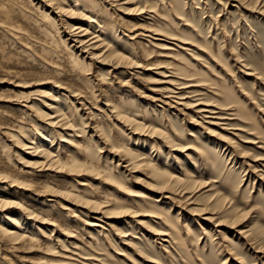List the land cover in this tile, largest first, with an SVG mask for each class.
Segmentation results:
<instances>
[{
  "label": "rangeland",
  "instance_id": "rangeland-1",
  "mask_svg": "<svg viewBox=\"0 0 264 264\" xmlns=\"http://www.w3.org/2000/svg\"><path fill=\"white\" fill-rule=\"evenodd\" d=\"M15 1L22 36L0 30V227L20 239L0 235V264H264L262 4L100 3L124 31L165 35L106 33L133 64L114 69L63 42L84 17L52 24Z\"/></svg>",
  "mask_w": 264,
  "mask_h": 264
},
{
  "label": "bare ground",
  "instance_id": "bare-ground-1",
  "mask_svg": "<svg viewBox=\"0 0 264 264\" xmlns=\"http://www.w3.org/2000/svg\"><path fill=\"white\" fill-rule=\"evenodd\" d=\"M1 1H4V0H0V4H1ZM10 1H11V3H10ZM10 1L8 0V3H10V5L6 2L9 6H4V7L2 6L3 8L2 9L0 8V30L6 32L7 35H9L10 37L16 38V37H18V34L20 32V31H18L20 27H19L18 23L16 24V21L13 22L14 16L18 12H22L24 16H26V15H25L24 11H22V9H24V8H22L23 5L21 7L20 6L17 7L16 6L17 3H16L15 0H10ZM31 1L34 2L35 0H30V2ZM233 1H236V2L238 1V2H241V3L242 2H246V0H233ZM120 2H122V3L120 4ZM129 2H130V0H71L66 5L67 7H63V6H61L62 0H38V2L36 4H34V5H37L38 9L40 8V13L44 16V18L46 20H48L52 24H55L56 22H60V24L63 23L64 22L63 17H66L68 19H73L75 17H84L85 20L88 21V27L85 26V24H83V23H77L76 25H70V26H68V24L66 25L67 28H69L68 32L66 33V38L63 41V42H65L66 47H68V49H72L73 55H77L76 54L77 51L80 52L79 55H83V54L91 55L90 60H94L95 58L99 59L100 57H105L103 60L105 62L109 63V65H112L113 62H116L115 64L112 65V67L114 69H117L118 67H120V65H123L121 63H124V65L127 64V65H131V66L133 64L131 62H129V59L127 57L115 53L109 45L107 46L104 43V39L102 37L105 36L106 33H108V35H111L114 38V40H116V39L119 40L120 39V33L125 35V31L128 30V29L130 30V31L128 30V32L132 33L130 36H128L129 37L128 39H133V40H135V39H137L139 37H143V35H144V37H152L153 35L165 36L164 34H162V32H158V30H155L153 28L145 27V26H141V25H135V24L132 25L130 23L129 24L127 23V25L125 24L126 30L124 31V29L122 28L124 26H120V25L117 26V24L115 26L110 21H107V19L103 16L104 12L108 13L107 12L109 10L108 6H111V8L116 7V9H118V7H121L122 4H128ZM100 3H102V4L107 3L108 6L106 5L105 8H102L103 9V11H102L99 8L100 7ZM252 3H253V0H252ZM255 3H256L257 6H258V4L259 5L262 4V7L260 6L261 7L260 8V10H261L260 13H263L264 12V0H255ZM2 4H3V2H2ZM243 4L245 5V3H243ZM95 11H97V12H95ZM84 12H89L90 15H86ZM51 14H56V17H54L52 19ZM147 14H148V12H147ZM57 18H59V19H57ZM84 18H82V19H84ZM121 28L123 29V31H122ZM57 29H58L57 33H60L59 32L60 28H57ZM143 32H147V33H143ZM20 36H22V33H21ZM18 38H20V37H18ZM158 40H161V39L158 38ZM123 41H124V44H125L124 46H126L127 45V41L124 40V39H123ZM1 48H2V45H1V42H0V52H1ZM102 50H103V52H101ZM87 57H89V56H87ZM101 59L102 58H100V60ZM2 71H5V68H4V65L2 66L1 61H0V72H2ZM168 93H171V92H168ZM174 93H176V92L173 91V95H174ZM73 95L76 96V94H73ZM173 97L177 98L179 101H174ZM14 98H15V96H14ZM161 98L164 100L163 103H165V105L169 104L170 102H174V103H176L178 105H183V103H181V101H180L182 98H180V97H178L176 95L175 96H171V95L170 96H163L162 95ZM75 99H77V101L79 100V98H75ZM2 102H3V100H2ZM27 105H23V106L28 108ZM106 105L110 106L109 103L106 104ZM201 105H203V104H201V103L197 104V106H198L197 107V113L200 114V116H202V118L209 117V116H206L205 113H212V114L214 113V112L211 111V109H209L207 107H203ZM50 107H51V105H50ZM50 109H55V108L51 107ZM112 109H114L113 111L116 112L115 110L117 109V107L113 106ZM57 115H59V114H57ZM57 115L56 116H50V118H49V119H51V122L49 123L50 126L59 125L58 124L59 121L56 122V121H54V119H52L54 117L57 118ZM59 116H63V115L61 114ZM59 116H58V118H59ZM63 120H64V118H63ZM28 142L33 144L34 141L30 140ZM117 153H120L121 155H123L125 157V159L127 158V156H130V152L126 148H122L121 150H118ZM57 159H54L52 161V163L56 162L55 160H57ZM122 159H124V158L122 157ZM127 161H130V160H127ZM145 166H148V165H145ZM158 174L162 175L164 177L167 176V173H165V172H158ZM171 178L172 177L170 176L169 179L165 181V187L168 188V187L171 186ZM2 179H6L5 181L9 180L7 176L3 177ZM12 182L17 183L18 180H14ZM76 196H78V195H76L75 193L71 194V197L79 199ZM84 202L87 205L91 204L88 201H84ZM1 203L4 204V207H6V205H8V203H5V201L0 200V204ZM93 208L95 210H99V209H101V206L99 204H97V205H94ZM9 220H11L15 224H17V222H18V221H14V219H11V218H9ZM0 235L3 236V237H8L10 239H14V240H19L20 239V236L17 234V232H11V231H9L7 229H4L2 227H0Z\"/></svg>",
  "mask_w": 264,
  "mask_h": 264
}]
</instances>
